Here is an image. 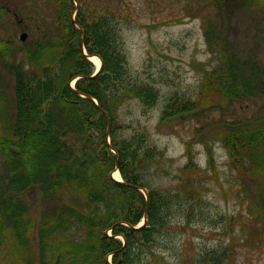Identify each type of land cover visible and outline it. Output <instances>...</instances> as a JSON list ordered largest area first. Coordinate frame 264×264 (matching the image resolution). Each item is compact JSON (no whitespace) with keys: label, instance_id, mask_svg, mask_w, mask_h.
<instances>
[{"label":"trees","instance_id":"1","mask_svg":"<svg viewBox=\"0 0 264 264\" xmlns=\"http://www.w3.org/2000/svg\"><path fill=\"white\" fill-rule=\"evenodd\" d=\"M55 1L58 30L26 50L27 65L8 66L13 77L9 100L0 81V154L7 167L0 182V256L7 255L3 258L9 264H137L166 227L164 209L172 200L146 183L147 162L156 149L141 137H122L117 108L127 95L150 107L159 92L155 85L127 76V59L109 14L88 11L85 0H78V8L74 0ZM212 33H206L210 45ZM1 46L9 48L6 41ZM84 46L89 56L102 59L96 75ZM231 53L226 48L219 54L197 99L173 95L162 120L208 107L209 91L230 101L264 92L260 77L243 71ZM224 128L230 165L241 175L264 178L250 174H264V118ZM208 160L215 173L214 156ZM193 162L189 154L185 169H192ZM116 169L123 182L112 178ZM34 188L44 202L37 212L27 197ZM144 217L147 225L138 228ZM221 254L229 257L227 252L215 254L216 264Z\"/></svg>","mask_w":264,"mask_h":264},{"label":"rangeland","instance_id":"2","mask_svg":"<svg viewBox=\"0 0 264 264\" xmlns=\"http://www.w3.org/2000/svg\"><path fill=\"white\" fill-rule=\"evenodd\" d=\"M85 2L88 11L113 19L127 59V76L135 83L155 85L159 92L150 107L127 95L117 108L122 137H141L156 149L154 159L147 162L146 183L172 200L169 210L164 209L169 215L166 227L137 264H216L214 255L223 252L229 257L221 254L219 264H264V178L260 176L264 174L241 175L230 165L222 141L226 124L264 118V92L230 101L217 90L209 91L208 107L201 105L195 113L173 121L162 120L173 95L198 98L206 75L216 69L226 48L237 56L243 71L258 75L259 85L264 84V0ZM56 5L55 0H0V44H9L8 49L0 47V81L7 100L13 85L8 66L27 65L26 50L58 30ZM208 31L213 32L211 45ZM24 32L28 37L21 41ZM84 53H88L85 46ZM92 64L98 74L102 66L97 69ZM189 154L194 166L187 170ZM210 156L215 173L209 171ZM3 160L0 154V182L7 172ZM27 197L37 212L41 196L34 188ZM146 224V219L140 223ZM38 242L35 234V246ZM3 257L0 264H9Z\"/></svg>","mask_w":264,"mask_h":264},{"label":"bare ground","instance_id":"3","mask_svg":"<svg viewBox=\"0 0 264 264\" xmlns=\"http://www.w3.org/2000/svg\"><path fill=\"white\" fill-rule=\"evenodd\" d=\"M90 60L95 64V66L97 67V69H99L101 67V60L99 57L97 56H91ZM114 178L118 181H120L121 179L119 178V173L118 172H114L113 174Z\"/></svg>","mask_w":264,"mask_h":264},{"label":"water","instance_id":"4","mask_svg":"<svg viewBox=\"0 0 264 264\" xmlns=\"http://www.w3.org/2000/svg\"><path fill=\"white\" fill-rule=\"evenodd\" d=\"M27 37H28V34H27V33H22V34L20 35V40H21V41H25Z\"/></svg>","mask_w":264,"mask_h":264},{"label":"flooded vegetation","instance_id":"5","mask_svg":"<svg viewBox=\"0 0 264 264\" xmlns=\"http://www.w3.org/2000/svg\"><path fill=\"white\" fill-rule=\"evenodd\" d=\"M75 2H77V3H78V5H80L78 0H75Z\"/></svg>","mask_w":264,"mask_h":264}]
</instances>
